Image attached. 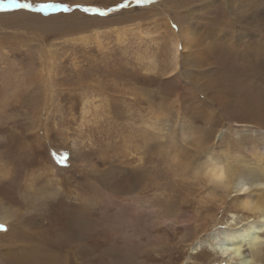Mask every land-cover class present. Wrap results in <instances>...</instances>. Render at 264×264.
<instances>
[{"label":"rangeland","instance_id":"374dc122","mask_svg":"<svg viewBox=\"0 0 264 264\" xmlns=\"http://www.w3.org/2000/svg\"><path fill=\"white\" fill-rule=\"evenodd\" d=\"M27 2L33 10L0 11V264L46 239L57 264H233L214 252L213 231L242 213L223 206L211 214L224 224L196 233L187 215L161 217L188 199L195 212L215 207L190 169L264 135V0ZM44 3L68 10H35ZM170 137L177 162L162 149ZM128 173L132 193H114ZM61 214L93 228L84 245L55 246Z\"/></svg>","mask_w":264,"mask_h":264},{"label":"bare ground","instance_id":"6f19581e","mask_svg":"<svg viewBox=\"0 0 264 264\" xmlns=\"http://www.w3.org/2000/svg\"><path fill=\"white\" fill-rule=\"evenodd\" d=\"M172 45H173V59H176V55L178 52V43L174 41ZM157 128H155V130ZM206 135H205V139L208 140L210 138V134H208L207 136ZM158 137L160 138V136ZM170 140L172 142L173 150L167 151L164 148L165 146L167 147L168 145L163 146L162 149H164L165 154L167 155L170 154L173 160L177 162L179 161L177 160L178 156L176 155L178 146L176 143H174L172 137H170ZM247 140L248 139L246 138L244 139L240 138L232 142L233 144V145L231 144L232 146L225 147V145H222V147L225 148L219 149L220 153L218 157L220 159L216 158V155H212L208 153L209 155L206 154L207 157L205 161L201 163V165L198 164L197 167L190 169L194 181L198 182L199 180H202L205 183V185H208V186H203L206 189L205 194H207L206 195L207 198L210 200V202H212V205H214L215 207L207 206L206 205L207 203L205 202L202 205V207H200V211L195 212L193 210L195 204L193 199L190 200L188 199L187 201L183 202L185 203L184 205L179 206L180 210H178L177 212L175 211L172 212V210L163 212V216L161 218L162 220L165 219L170 224L174 222L181 223V221L178 220L183 219V217L187 215L188 219L184 221V224L185 226H188L189 229H191L192 226L196 225V230H195L196 233L203 229L205 230L207 227L212 226L213 224L214 225L212 226V228L214 230H216L217 225L224 224V223H220L219 220H217L216 215L211 214L212 211L214 210L219 211L220 208H222L223 206H226L225 209H227L229 214L242 213L241 214L242 216L238 224L241 225V223L245 222L243 224L244 225L243 228H240V226H238V224L236 223L231 228L225 230L213 231V232H217L216 234H213V238H212L213 250L216 254H220L221 258H226V259L228 258L229 260H231V263L233 264H258L259 262L264 264V243L262 239V235H264V135L259 138L251 137L250 140L248 141ZM202 142L204 144L203 140ZM246 154L249 155L251 158H247ZM188 166L191 165H186L185 168H188ZM118 171L119 173L125 172L124 170H118ZM134 174L135 173L133 174L128 173L124 177L118 178V180L114 182L113 185H111L112 189L114 190L112 191L114 193L116 192L132 193L131 190L133 189V184L131 181V177L134 176ZM128 193L126 194L128 195ZM229 197L232 198L229 200V202H227V198ZM6 214L4 213V215H0V223L6 222L7 220ZM66 215L67 214H61V218L67 220ZM112 218L113 217H111V219ZM129 222L133 223V220ZM188 222L191 223L188 224ZM231 224H233V221L231 222ZM64 227L66 229L65 234L60 235L59 231H56L54 233L56 237L55 244H57L55 246H60L63 249L68 248L69 244L72 241H77L82 243L83 233L88 232V228H89L87 226L85 227V224L83 223L82 219L80 220L75 219L74 221L73 218L67 220ZM188 228H186V230H188ZM92 229L89 228L90 231ZM10 230L12 232L11 237H15V238L21 237L22 230L20 224L15 223L14 227ZM107 231H111V230L107 229ZM107 231L103 229L101 230L100 233L106 237L107 235H109L108 234L109 232L107 233ZM48 242L49 239H46L45 241H41L39 244H33L32 245L33 248L31 249L27 248L29 244L28 245L26 244L27 246H25V243H21L22 245L19 248V250L10 252L11 254L10 256H8L10 257V259L5 264H57L60 260L54 262L53 255H51L47 251L42 250L41 248L42 245L44 246L45 244H49ZM82 244L84 245V243ZM51 245L53 244H49V246ZM80 250H83V247H81ZM198 258L202 261L206 260L208 258V254L202 252L198 255Z\"/></svg>","mask_w":264,"mask_h":264},{"label":"snow or ice","instance_id":"6c2138e0","mask_svg":"<svg viewBox=\"0 0 264 264\" xmlns=\"http://www.w3.org/2000/svg\"><path fill=\"white\" fill-rule=\"evenodd\" d=\"M138 4L148 3V0H136ZM125 5H121L124 7ZM61 9L67 11V7L64 5H56L53 3H44L39 5L35 10L37 11H45L47 9ZM18 9H28L33 10V5L27 0H0V11H14ZM86 11H97L95 9H85ZM0 230H4V226L0 225Z\"/></svg>","mask_w":264,"mask_h":264}]
</instances>
